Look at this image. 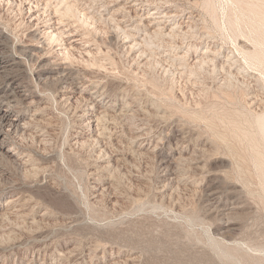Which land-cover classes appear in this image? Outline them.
Listing matches in <instances>:
<instances>
[{"label": "rangeland", "instance_id": "obj_1", "mask_svg": "<svg viewBox=\"0 0 264 264\" xmlns=\"http://www.w3.org/2000/svg\"><path fill=\"white\" fill-rule=\"evenodd\" d=\"M137 1L0 0V264H264V0Z\"/></svg>", "mask_w": 264, "mask_h": 264}, {"label": "bare ground", "instance_id": "obj_2", "mask_svg": "<svg viewBox=\"0 0 264 264\" xmlns=\"http://www.w3.org/2000/svg\"><path fill=\"white\" fill-rule=\"evenodd\" d=\"M112 1V0H111ZM138 3V1L137 0H127V2H126V4H124V5H127V6H129V8L131 7V8H134L136 5H139V4H137ZM162 3V2H161ZM122 9H124V7H121ZM127 8V7H126ZM140 8V7H139ZM138 9V8H137ZM67 10H69V9H67ZM121 10V9H120ZM120 10L118 9V11H117V14L119 15V13H121L120 12ZM128 11H130L129 9H127ZM115 13H116V11H115ZM100 14V13H99ZM112 14H113V12H112ZM122 14H124V13H122ZM152 14H156V15H158L159 14V12H153ZM102 15V14H101ZM114 15V14H113ZM151 15V14H150ZM160 15V14H159ZM122 17V16H121ZM147 17V16H146ZM163 17H165V18H163V20H161V21H159V22H156L157 24H155V23H151L148 27H155V25H156V27H155V31H152V32H154L155 34L157 33V34H165V35H169V36H173V34H175L174 32L175 31H178L179 30V32H182V30L183 29H185V26H183V22H181L180 24L179 23H176V22H174L175 21V18L177 17V14H174V13H171V12H169V13H165V15L163 16ZM88 18V17H87ZM104 18V17H103ZM124 18H125V16H124ZM157 17H155V19H156ZM117 20V19H116ZM109 21V20H108ZM118 23L119 24H123L124 22H125V20L123 19V18H119L118 20ZM130 21H131V19H130ZM152 22V21H151ZM129 23V22H128ZM118 24V25H119ZM151 25H153V26H151ZM117 26V25H116ZM146 26V28H148ZM133 27V26H132ZM121 29V28H120ZM124 29V28H123ZM122 29V30H123ZM190 29V28H189ZM148 30H150L149 28H148ZM47 33V32H46ZM149 33V32H148ZM188 34V33H187ZM61 35V34H60ZM71 35V34H70ZM134 35V34H133ZM183 35V34H182ZM51 36V35H50ZM135 36V35H134ZM155 36V35H154ZM153 36V37H154ZM157 36V35H156ZM177 36V35H176ZM168 37V36H167ZM127 38V37H126ZM77 41V40H76ZM140 45V43H137L136 41H134L133 42V46L132 45H130V46H132V48H136L137 46H139ZM67 55V54H66ZM145 56V55H144ZM230 59V58H229ZM203 63H205V62H203ZM222 66V65H221ZM216 67V66H215ZM228 67V66H227ZM230 68V67H229ZM226 69V68H225ZM223 70V69H222ZM231 70V69H230ZM229 70V71H230ZM231 73V72H230ZM234 75V74H233ZM7 93V92H6ZM11 99V98H10ZM87 123V122H86ZM25 124V123H24ZM11 126L12 127H15L17 130L19 129V130H23L24 128H26L25 126H20V124H11ZM10 126V127H11ZM111 132V131H110ZM137 132V131H136ZM6 137V136H5ZM138 137V136H137ZM144 139V138H143ZM10 151H12L13 149L11 148V149H9ZM20 158V157H19ZM17 199V198H16Z\"/></svg>", "mask_w": 264, "mask_h": 264}]
</instances>
